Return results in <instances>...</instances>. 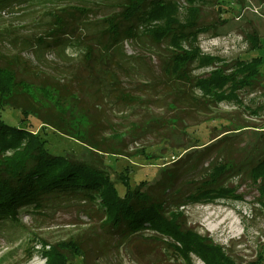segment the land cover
Returning a JSON list of instances; mask_svg holds the SVG:
<instances>
[{"label": "trees", "instance_id": "1", "mask_svg": "<svg viewBox=\"0 0 264 264\" xmlns=\"http://www.w3.org/2000/svg\"><path fill=\"white\" fill-rule=\"evenodd\" d=\"M46 1L50 3L0 0V19ZM186 2L190 18L185 22L173 16L175 6L165 0H122L114 13L101 18L98 4L54 5L44 12L47 22L42 34L33 31L21 37L11 26L0 30V236L8 227H19L25 212L42 213L75 201L84 215L100 221L101 232L116 246L140 239L155 247L160 245L166 254L180 257L183 264H192L193 257L204 264H236L222 247L199 235L189 224L185 209L240 198L230 182L242 174H248L264 196V134L260 137L262 147L255 158L242 162L244 168L240 162L231 164L232 160L216 155L221 140L176 160L150 184L131 188L127 177L122 178L123 193L105 170L104 159L124 156L126 149L120 150L118 145L128 140L115 130V124L101 119L104 108L113 101L132 106L143 102L141 94L149 88L162 85L165 97L176 104L173 111L183 114L195 104L207 105L217 98H233L244 89L264 88L260 57L238 62L234 73L227 65L205 76L193 75L196 66L215 64V59L201 55L197 46L200 35L216 32L227 23H204L200 4L206 5L207 0ZM254 40L259 49L261 41ZM128 42L162 52L160 73L157 71L155 79L147 82L153 83L152 87L140 82L139 71L134 69V63L144 57L129 56L124 51L119 57L118 51ZM71 46L83 48V56L78 62L63 58L66 62L53 69L60 76L36 70L38 64L47 67V54L62 53ZM28 52L38 59L37 66L23 58ZM60 69L72 71L61 78ZM196 89L207 96L198 98ZM8 109L18 112L21 120L7 123L12 120H4L2 112ZM174 120L169 124L180 119ZM36 124L77 141L85 148L84 153L53 154L35 131ZM139 128L133 124L129 136ZM144 232L154 236L144 238ZM82 239L72 237L51 246L43 252L47 264H73L78 256L86 263ZM249 264H264V257Z\"/></svg>", "mask_w": 264, "mask_h": 264}, {"label": "rangeland", "instance_id": "2", "mask_svg": "<svg viewBox=\"0 0 264 264\" xmlns=\"http://www.w3.org/2000/svg\"><path fill=\"white\" fill-rule=\"evenodd\" d=\"M165 1L175 6L174 17L182 22L190 18L186 0ZM49 2L31 4L16 15L3 16L0 19V30L11 26L14 27V33L21 37L30 36L33 31L42 34L47 22L44 12L54 5L78 3L94 7L98 4L101 5V18L114 13L117 10L114 7L122 3V0ZM197 5L199 6L198 3ZM200 6L205 24H227L216 32L211 30L200 35L197 46L201 55L215 59V64L196 66L193 75L205 76L214 68L227 65L234 69V73L238 62H251L252 58L260 57L263 60L261 72L264 87V0H207L206 5ZM254 37L261 41L259 49ZM212 38L218 39L208 43ZM144 41L148 43L147 39ZM4 48L7 50L9 47L4 45ZM69 49L75 55L74 58L73 54L68 55L65 50L62 53L47 54V67L45 63L38 64V59L30 52L23 54V58L34 61L36 66L38 64L36 70L40 73L60 76L59 71L54 72L53 69L66 62L63 58L78 62L83 56V48L71 46ZM149 49L146 45L128 42L118 51V54L124 51L126 55L140 54L145 58L134 63V69L139 71L137 79L142 83L155 79L157 71L160 73L162 52L157 49L152 52ZM119 57L122 56L119 54ZM20 70L23 71L24 68ZM60 71L61 78H64L72 70ZM152 85L153 83H147V86ZM160 87L162 85L155 90L149 88L147 93L141 94L144 95L143 102L138 104L126 106L122 102L113 101L104 108L101 119L115 124V130L128 139L118 145V149H126L124 156H108L104 159L105 170L116 182L120 193L124 192L122 178L127 177L131 188L142 183L150 184L159 178L161 171L173 166L176 160L195 150L202 151L221 140L223 142L218 146L216 155L232 160L231 164L245 163L255 158L263 145L260 137L264 134V88L260 87L262 89L255 91L244 89L235 93L233 98H217L215 103L207 105L195 104L182 114L177 109L176 113L173 111L175 102L166 98V93ZM226 90L227 93L230 92V88L226 87ZM194 93L202 99L207 96L200 89H196ZM2 116L4 120H12L7 121L9 124H16L21 120L20 114L10 109L2 112ZM176 117L180 120L172 124ZM171 120L173 121L169 124ZM133 124H138L140 128L130 137ZM35 128L53 154L79 156L84 153L85 148L77 141L51 129L45 130L37 124ZM230 185L236 191L235 196L240 198L228 197L214 200L210 204H194L186 207L185 216L199 235L222 247L236 264L257 262L264 257V196L259 193L248 174L232 179ZM82 210L73 201L42 213L25 212L20 218L19 227H8L4 235L0 236V264H47L48 260L43 252L72 237H83L87 252L86 263L78 256L73 264H183L180 257L171 252L166 254L160 245L155 247L150 241L137 239L134 243L114 245L113 240L101 232L100 221L96 217L84 215ZM151 236H154L151 232L143 234L144 238ZM192 261V264H204L196 257Z\"/></svg>", "mask_w": 264, "mask_h": 264}, {"label": "built area", "instance_id": "3", "mask_svg": "<svg viewBox=\"0 0 264 264\" xmlns=\"http://www.w3.org/2000/svg\"><path fill=\"white\" fill-rule=\"evenodd\" d=\"M214 39H218V38H212V39H210L209 41H208V43H210L212 40H214ZM208 40V39H207ZM204 41V40H203ZM208 43H207V45H208ZM215 46H216V44H215ZM69 48L67 49V51H66V53L68 54V55H70V54H73V53H71V52H69ZM75 57V55L73 54V56H72V58H74Z\"/></svg>", "mask_w": 264, "mask_h": 264}]
</instances>
